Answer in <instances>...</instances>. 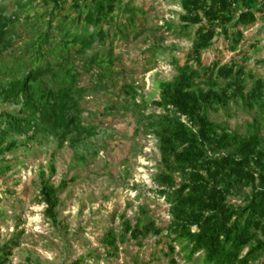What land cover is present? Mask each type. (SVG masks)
Here are the masks:
<instances>
[{
	"label": "trees",
	"instance_id": "16d2710c",
	"mask_svg": "<svg viewBox=\"0 0 264 264\" xmlns=\"http://www.w3.org/2000/svg\"><path fill=\"white\" fill-rule=\"evenodd\" d=\"M33 1H16L11 14L0 7V56L13 48L15 39L21 42L10 63L0 62V156L16 148L15 137L28 144L40 135L51 137L58 148L67 141L77 148L94 136V128L83 125L80 102L88 87L78 85L74 54L83 67H97L103 79L113 63L111 45L104 42L135 33V18L142 14L136 0H42V14H24L20 20L19 14L27 12ZM65 5L70 9L67 13ZM180 7V33L189 35V28L196 26L192 45L183 60L172 59L176 76L158 82V99L150 105L163 113L142 115V126L158 142L155 192L169 205L171 219L166 226H157L145 219L141 207L133 223L122 221L121 239L125 235L137 242L149 235L164 238L166 257L178 245L188 261L201 254L202 264H264V132L260 135L252 123L251 133L242 135L208 115L209 110L236 100L249 108L258 106L264 115V81L246 71L243 49L240 60L234 57L222 63L218 55L206 64L202 59L215 37H222L230 52L243 46V31L253 26L257 15L264 22V0H180ZM17 27L22 28L20 33ZM96 43L105 47L104 53L88 54ZM73 48L77 49L71 55ZM247 80L251 88L246 92ZM122 88L127 99L139 95L133 84ZM47 169L38 174V200L44 205V217L55 224L58 192L67 182L55 186L50 181L53 164ZM245 188L248 193H242ZM231 198L240 204L230 202ZM103 242L116 248L111 231ZM18 244L14 235L0 246V264L8 263ZM170 262L175 263L173 258Z\"/></svg>",
	"mask_w": 264,
	"mask_h": 264
},
{
	"label": "rangeland",
	"instance_id": "374dc122",
	"mask_svg": "<svg viewBox=\"0 0 264 264\" xmlns=\"http://www.w3.org/2000/svg\"><path fill=\"white\" fill-rule=\"evenodd\" d=\"M16 1L27 0H0V7L11 14L16 11ZM136 1L142 8V14L135 18L138 34H129L123 40L106 39L104 46L111 45L113 63L103 79H99L97 67L82 66L81 58L74 54L77 48L70 51L75 56V69L80 72L78 85L88 87L80 102L83 125L94 128L95 135L77 148L68 141L58 148L51 137L40 135L28 144L15 137L16 148L0 156V246L14 235L19 241L7 264H202L201 254L188 261L178 245L166 257L164 238L149 235L137 242L125 235L121 239L122 221L133 223L141 207L145 219L154 220L157 226H166L171 219L169 205L155 192L159 188L158 142L142 126V115L163 113L150 101L158 99V82L176 76L171 61L183 60L196 29L190 27L189 35L180 33V0ZM43 10L42 0H34L27 12L19 14L20 20L24 14L40 15ZM69 11L65 5L63 12ZM41 18L44 25L46 16ZM16 29L19 33L22 30ZM243 34L244 45L234 52L227 49L222 37H215L202 59L206 64L218 55H222V63L234 57L240 60L239 50L243 49L248 58L246 71L264 81V22L259 15ZM20 46V40L15 39L13 48L0 56V62L10 63L17 55L13 50ZM104 51L105 47L96 43L88 54ZM123 84H133L139 95L127 99ZM250 88L251 81L247 80L245 91ZM3 108L16 110L13 106ZM208 115L242 135L251 133L252 123L260 135L264 132V115L258 106L249 108L236 100L216 111L209 110ZM50 163L55 169L50 181L55 186L67 182V187L58 192L55 224L44 217V205L38 200V174L42 169L47 171ZM5 166L9 168L4 170ZM248 192L249 188L242 189V193ZM230 202L240 204L236 198ZM109 231L116 237L115 249L104 246L103 237Z\"/></svg>",
	"mask_w": 264,
	"mask_h": 264
}]
</instances>
